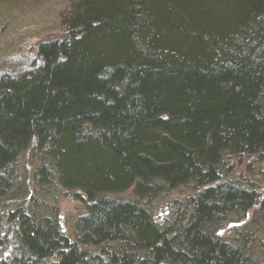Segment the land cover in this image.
Returning a JSON list of instances; mask_svg holds the SVG:
<instances>
[{
    "label": "trees",
    "instance_id": "1",
    "mask_svg": "<svg viewBox=\"0 0 264 264\" xmlns=\"http://www.w3.org/2000/svg\"><path fill=\"white\" fill-rule=\"evenodd\" d=\"M61 23L0 68V264H264V197L227 170L264 161V0H72Z\"/></svg>",
    "mask_w": 264,
    "mask_h": 264
},
{
    "label": "rangeland",
    "instance_id": "2",
    "mask_svg": "<svg viewBox=\"0 0 264 264\" xmlns=\"http://www.w3.org/2000/svg\"><path fill=\"white\" fill-rule=\"evenodd\" d=\"M72 0H0V68L8 72H15L32 64L37 55V43L40 39L52 37L62 28V13L70 7ZM31 155L27 154L21 162V172L23 176L30 177L38 163ZM246 159L238 169H233L228 165V172L235 178L243 177L250 179L254 187L264 197V161L257 163L255 169L248 168ZM253 168V167H252ZM249 169V170H248ZM182 189V187H181ZM81 196L85 193L79 191ZM131 190L126 193L130 194ZM176 192L169 197H186L188 192ZM163 201L161 207L156 210L154 215L156 221L164 226L165 219L170 218L166 203ZM56 206V215L63 231L74 237V227L72 224L73 216L84 211V202L82 199L74 197L72 191L59 196L58 199L51 202ZM165 205V207H162ZM255 208H251L246 217L239 222H231L219 232L225 238H230L236 227H242L251 221ZM264 239V233L259 235ZM259 241V238L256 240Z\"/></svg>",
    "mask_w": 264,
    "mask_h": 264
}]
</instances>
